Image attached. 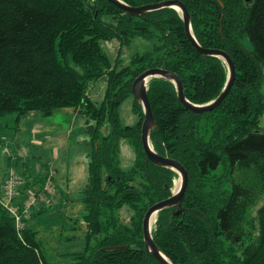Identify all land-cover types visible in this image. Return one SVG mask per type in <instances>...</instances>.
<instances>
[{
	"label": "trees",
	"instance_id": "trees-1",
	"mask_svg": "<svg viewBox=\"0 0 264 264\" xmlns=\"http://www.w3.org/2000/svg\"><path fill=\"white\" fill-rule=\"evenodd\" d=\"M123 1L139 6L162 0ZM182 1L198 42L227 51L237 72L224 101L202 113L180 102L172 81L150 80L157 120L150 136L154 149L179 160L189 172L184 213L175 216L176 207L160 210L153 237L175 264H264V204L257 207V231L246 233L245 227L248 210L264 194V0ZM136 37L149 40L151 47L127 63L120 50L112 59L102 46L113 40L122 48ZM150 67L174 71L186 97L198 104L218 97L228 78L219 57L194 47L175 8L136 16L109 0H0V127L10 114L19 127L31 112L51 115L65 108L93 121L88 126V177L81 188L86 223L78 235L81 245L52 256L37 225L21 233L0 203V264H161L145 249L143 220L150 206L172 194L178 174L146 161L141 140L145 116L132 83ZM101 79L106 88L98 104L87 88ZM129 97L138 117L134 124L121 119ZM123 142L135 155L130 166L123 165ZM21 173L13 203L20 200L25 207L34 197V212L46 209L54 192L44 188L48 174H33L27 162ZM38 178L43 185L35 190ZM77 225L73 220L69 227L76 236ZM119 245L127 248L107 249Z\"/></svg>",
	"mask_w": 264,
	"mask_h": 264
},
{
	"label": "rangeland",
	"instance_id": "rangeland-1",
	"mask_svg": "<svg viewBox=\"0 0 264 264\" xmlns=\"http://www.w3.org/2000/svg\"><path fill=\"white\" fill-rule=\"evenodd\" d=\"M244 44L248 48L252 47L247 40H244ZM102 46L112 59L117 56L120 50L124 63H127L133 54L148 50L151 44L147 39L136 37L129 45L122 48L119 42L113 40L102 41ZM105 88L106 79H101L88 86L87 94L99 104ZM262 93L264 96V81ZM132 103V97H129L121 107V119L124 124H134L138 119L133 111ZM14 118L15 114L7 115L4 119L5 123L0 127V181L3 179L2 185L4 186L10 176L15 173L19 178V189L23 182L20 179L21 172L24 171V163L27 162L33 170V174L38 176L48 174L49 180L48 183H44V188L48 193L54 192L50 197L51 201L45 205L46 209L44 210L35 209L34 212L36 206H31L29 208L30 215L25 217L27 204L24 207V204L21 205L18 200L16 204L19 205L12 203L15 210L19 207L24 210L17 213V210L11 212L8 209L9 213L15 218L23 213V220L16 222L21 233H23V229L26 230L28 225L36 224L43 236L47 238V249L52 256L55 253L72 251L76 244L81 245L79 242L81 236L78 235H82V230L83 232L86 230V223L84 219L81 220L83 216L81 188L87 178L88 154L91 151L88 126L93 121L88 120L83 113L72 108L61 109L51 115L31 112L20 119L19 127H16ZM260 129L264 130V113L260 116ZM73 140L75 144L72 152L69 150V145ZM134 159L133 149L127 142H123V165H132ZM180 182L179 178H176L171 189L172 192H175L176 188L178 189ZM42 185L43 179L38 178L34 189L39 190ZM14 199H16L15 196ZM257 201L258 205L250 208L247 212L246 233L257 231V207L264 204V194L258 195ZM41 206L44 205L41 204ZM71 219L75 221V224H80L77 225L80 228L75 231L78 237L73 235L74 231L69 230L73 222ZM38 233L41 236L39 230Z\"/></svg>",
	"mask_w": 264,
	"mask_h": 264
},
{
	"label": "water",
	"instance_id": "water-1",
	"mask_svg": "<svg viewBox=\"0 0 264 264\" xmlns=\"http://www.w3.org/2000/svg\"><path fill=\"white\" fill-rule=\"evenodd\" d=\"M109 1L113 2L120 9L126 11L127 13L136 16H140L147 12L159 10L163 8L172 7L177 9L184 20L185 31L187 33V36L191 41V43L194 45V47L198 50V52L203 55H212L222 58L228 68V78L221 93L215 99L203 104H198L190 101L185 95L183 82L180 79V77L174 71L164 67H150L145 71H143L140 75H138L132 83V93L139 102V104L142 106L145 116L142 123L141 140L145 154L147 155V162L150 160L156 166H162L173 169L175 172H177V174L179 175V181H181L178 190L176 188L175 192H173L172 195L154 203L146 211L143 220L145 249L147 253L154 256L161 264H175L163 252V250L154 240L152 233V226L160 210H163L165 208H170L173 206H178L180 209L181 203L184 198V194L187 190L189 183V172L179 160L169 156L162 155L154 149L150 136L152 131L155 130L157 127V120L154 115L149 99V93H148L149 82L154 77H163L172 81L176 86L177 96L180 102L189 110H192L193 112H197V113H202L213 110L214 108L219 106L227 97V95L230 93L236 79V66L227 51L220 48L204 47L198 42L194 34V31L192 29L191 15L182 0H162L159 2L143 4L139 6L129 5L123 0H109ZM179 209L176 211V214L178 213ZM126 247L127 245H119V246H110L107 247V249L120 250Z\"/></svg>",
	"mask_w": 264,
	"mask_h": 264
},
{
	"label": "built area",
	"instance_id": "built-area-1",
	"mask_svg": "<svg viewBox=\"0 0 264 264\" xmlns=\"http://www.w3.org/2000/svg\"><path fill=\"white\" fill-rule=\"evenodd\" d=\"M18 185H19V178H18V176L15 175V173H13L10 176L9 180H7V182L5 183L3 193L0 197V201L2 204H4L8 209H10L11 212H14L17 210V213L22 212L24 210V209L20 210L19 208H16V210H15V207L12 204L14 196H16V194L18 193ZM34 200H35V198L33 197V198H31V201L27 203V206L25 207L26 208L25 209V213H26L25 217L30 215L31 212L29 211V208L33 204ZM20 216H17V218H15L16 222H19L21 219L23 220V218H24L23 213L20 214ZM17 226H18V224H17Z\"/></svg>",
	"mask_w": 264,
	"mask_h": 264
},
{
	"label": "flooded vegetation",
	"instance_id": "flooded-vegetation-1",
	"mask_svg": "<svg viewBox=\"0 0 264 264\" xmlns=\"http://www.w3.org/2000/svg\"><path fill=\"white\" fill-rule=\"evenodd\" d=\"M177 178H179V175H178ZM175 180H176V179H175ZM175 180H174V183H175ZM187 188H188V187H187ZM172 193H173V192H172ZM185 193H186V192H185ZM184 196H185V194H184ZM183 199H184V198H183ZM173 207H176V208L173 209L175 216H180L181 214L184 213L183 201H182V203H181V207H180V209H179L178 206H173ZM170 208H171V207H170ZM178 209H179V211H178V213H177V215H176L175 210H178Z\"/></svg>",
	"mask_w": 264,
	"mask_h": 264
},
{
	"label": "crops",
	"instance_id": "crops-1",
	"mask_svg": "<svg viewBox=\"0 0 264 264\" xmlns=\"http://www.w3.org/2000/svg\"><path fill=\"white\" fill-rule=\"evenodd\" d=\"M73 144V145H72ZM72 144L71 145H69V150H71L72 152H73V149H74V144H75V141L73 140V142H72ZM28 165V164H27ZM56 169V168H55ZM87 173H88V167H87ZM22 174V173H21ZM31 177H33V176H31ZM88 177V176H87ZM87 179V178H86ZM2 182H3V179H1V181H0V187H1V184H2ZM86 182V181H85ZM83 187V186H82ZM80 192V191H79ZM81 195V194H80Z\"/></svg>",
	"mask_w": 264,
	"mask_h": 264
},
{
	"label": "bare ground",
	"instance_id": "bare-ground-1",
	"mask_svg": "<svg viewBox=\"0 0 264 264\" xmlns=\"http://www.w3.org/2000/svg\"><path fill=\"white\" fill-rule=\"evenodd\" d=\"M180 183H181V182H180ZM180 183H179L178 189H179V187H180ZM178 189H177V190H178Z\"/></svg>",
	"mask_w": 264,
	"mask_h": 264
}]
</instances>
